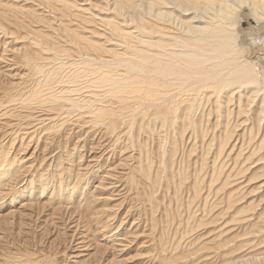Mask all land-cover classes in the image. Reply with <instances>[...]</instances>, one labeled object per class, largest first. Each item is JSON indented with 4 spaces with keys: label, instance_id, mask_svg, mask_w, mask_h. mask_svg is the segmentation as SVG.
<instances>
[{
    "label": "bare ground",
    "instance_id": "6f19581e",
    "mask_svg": "<svg viewBox=\"0 0 264 264\" xmlns=\"http://www.w3.org/2000/svg\"><path fill=\"white\" fill-rule=\"evenodd\" d=\"M263 51L264 0H0V204L19 190L72 216L91 175L109 198L129 179L159 225L139 248L153 247L150 263L264 264ZM75 130L99 140V157L85 164L78 139L76 173L63 180L60 167L73 168L60 151L35 169L42 138L46 152ZM119 201L71 223L64 261L141 264L121 259L145 235L137 222L124 229L128 213L112 230ZM77 224L96 226L93 248Z\"/></svg>",
    "mask_w": 264,
    "mask_h": 264
},
{
    "label": "rangeland",
    "instance_id": "374dc122",
    "mask_svg": "<svg viewBox=\"0 0 264 264\" xmlns=\"http://www.w3.org/2000/svg\"><path fill=\"white\" fill-rule=\"evenodd\" d=\"M245 29L247 28V25H245ZM4 40V39H2ZM2 43V42H1ZM258 54H261V52L257 53L255 56H249L251 59L257 57ZM264 54V51L262 52ZM253 59V60H255ZM70 129V125H67L66 130ZM79 132V131H78ZM75 130V133L72 134V136H67L64 133H61V135H64V139H61L60 135L52 137L51 142H53L52 145L47 146L46 152H42L43 149H45L46 144L42 142V140H45V138H42V140L39 142V146L37 151L34 153V157L37 158L38 164L35 166V169L40 167V164L43 160V158H46L49 160V158L56 152L60 151V155L63 157V159L68 160L70 158V162L72 163L73 170L72 172H65L66 168L68 169L69 166L63 164V167H60L64 174L63 180L66 179V175L76 173L75 170L79 166V158L80 155L75 154L73 157H71L72 149L74 145L77 143V140L80 139V143L85 144V160L83 162L86 163V160H89V152L91 151L89 147L96 146L99 140L97 138L93 139L91 136L87 137L84 140L85 131H80L78 133ZM1 133V132H0ZM3 136V133L0 134ZM0 136V138H1ZM68 138H67V137ZM67 138V139H66ZM7 142V141H6ZM60 142L61 149L57 146ZM85 142V143H84ZM97 142V143H96ZM94 143V144H93ZM50 144V143H49ZM9 146V144H7ZM18 141L15 143V146L17 149ZM33 147L31 151L29 152V155L34 151L36 148V144L33 142ZM64 148V150H63ZM95 149V147H93ZM69 151V153H66ZM97 151V152H96ZM93 156H100L97 153L98 150H92ZM84 153V150L83 152ZM70 154V155H69ZM78 156V157H77ZM57 157V156H56ZM54 157V158H56ZM88 157V159H87ZM99 161V160H98ZM88 162V161H87ZM120 161H118L115 165H117ZM51 161L47 162V165H49ZM55 165V163H53ZM124 168H130L127 165L120 166ZM47 169V168H44ZM93 171H92V170ZM90 172H94L95 168H91ZM35 172V171H34ZM33 172V173H34ZM103 171H100L99 174H95V176H101L103 174ZM122 172V171H121ZM32 173V175H33ZM35 175H37V172H35ZM31 177H29L27 180H29ZM92 179V184L89 187V194L88 197L83 201L84 208L77 209L76 213H74L72 216L65 211L61 213V215L53 216V212L57 210L58 206H49V207H42L44 202H42L39 207H36L35 205H30L28 197L23 199L22 195L20 194L21 191H15L14 195H12V199L17 198V194L20 196L19 201L11 205L10 200L6 199L4 203L0 204V258L5 263H7V259H20L23 258V256L30 255L32 258L42 261H49L51 260L54 264H74L73 262H76V259L81 258H71L69 261H64L63 258V251H66L68 254H73V248L75 247V241L78 240V237H76V240H71L73 236V231L75 230L72 228L73 221L76 223L79 220V217L83 218L82 222H86L90 220L91 217H100V216H107V211L112 210L111 207L115 204H118L121 200L122 203L120 204L121 207H119V210L117 212V217L115 221L113 222L112 230L116 229L118 225L123 221V218L127 216L128 218L125 220L124 229H129L130 225L133 222H137L139 225V233L143 232V239H140L138 241V244L134 246L133 248L129 249L122 257L121 259H138V261H141V264H154L150 263V261H153V259H157L155 254L153 252L150 253V251L153 250V247L151 246L149 249L146 250H139L140 246L147 242L149 239L147 238L148 235L151 238V234L155 233L159 230V225L155 226L154 229H152L150 224V218H151V212H149V202L143 201L141 196H139L140 190H137L140 188V185L133 186L129 182V179H119V184H116L119 186L118 189H116L115 195L111 198H109L110 192L108 191H94L96 183H98L99 179L90 176ZM109 183H114L112 181H108ZM131 184V185H130ZM72 187V186H71ZM123 190V191H122ZM115 191V190H114ZM122 191L119 196L117 193ZM139 196V197H138ZM3 201V199H1ZM118 200V202H116ZM76 207V206H75ZM36 208V209H35ZM77 208V207H76ZM161 209H159L156 216L160 213ZM64 213V214H63ZM75 217V218H74ZM62 218V220H61ZM58 219V220H57ZM64 219V220H63ZM66 223V224H65ZM78 225V224H77ZM85 225V224H83ZM82 224L78 227L81 229L77 231V233H83L88 238V241L90 242V247L93 248L94 243L98 241L97 237V228L94 226V224H89L83 226ZM141 230V231H140ZM144 231H146L144 234ZM74 239V238H73ZM71 246H70V245ZM91 248V249H92ZM90 249V250H91ZM94 251H91V253ZM114 253H107L100 252L96 259H113ZM47 257V258H46ZM66 257V256H64ZM86 259V258H82ZM93 259V258H91ZM92 262V261H91ZM88 262H81L80 264H87Z\"/></svg>",
    "mask_w": 264,
    "mask_h": 264
}]
</instances>
